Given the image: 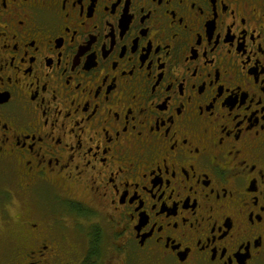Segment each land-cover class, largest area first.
<instances>
[{"label": "flooded vegetation", "instance_id": "flooded-vegetation-1", "mask_svg": "<svg viewBox=\"0 0 264 264\" xmlns=\"http://www.w3.org/2000/svg\"><path fill=\"white\" fill-rule=\"evenodd\" d=\"M0 264H264V0H0Z\"/></svg>", "mask_w": 264, "mask_h": 264}]
</instances>
